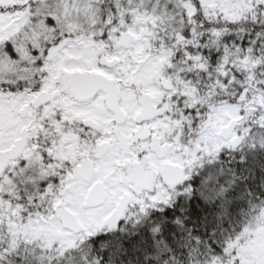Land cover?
<instances>
[{
    "label": "snow or ice",
    "instance_id": "obj_1",
    "mask_svg": "<svg viewBox=\"0 0 264 264\" xmlns=\"http://www.w3.org/2000/svg\"><path fill=\"white\" fill-rule=\"evenodd\" d=\"M0 264H264V0H0Z\"/></svg>",
    "mask_w": 264,
    "mask_h": 264
}]
</instances>
